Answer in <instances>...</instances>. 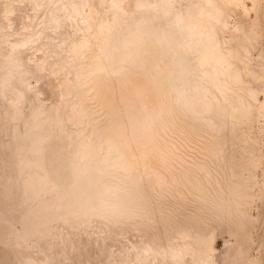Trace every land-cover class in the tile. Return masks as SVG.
Listing matches in <instances>:
<instances>
[{"label":"bare ground","instance_id":"6f19581e","mask_svg":"<svg viewBox=\"0 0 264 264\" xmlns=\"http://www.w3.org/2000/svg\"><path fill=\"white\" fill-rule=\"evenodd\" d=\"M0 264H264V0H0Z\"/></svg>","mask_w":264,"mask_h":264},{"label":"rangeland","instance_id":"374dc122","mask_svg":"<svg viewBox=\"0 0 264 264\" xmlns=\"http://www.w3.org/2000/svg\"><path fill=\"white\" fill-rule=\"evenodd\" d=\"M40 19H41V15L39 14V20ZM33 84H34V82H33ZM123 241H124L123 243L115 242L114 243L115 244L114 248L115 249H118L119 247L122 248L125 244H127L128 239L127 240L124 239ZM224 244H225V239L224 238H220L218 240V248H222L224 246Z\"/></svg>","mask_w":264,"mask_h":264}]
</instances>
